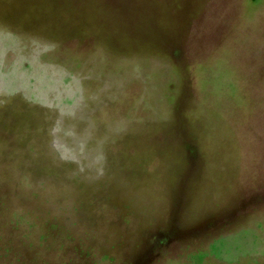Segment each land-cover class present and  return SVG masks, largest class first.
Instances as JSON below:
<instances>
[{
	"label": "rangeland",
	"instance_id": "rangeland-1",
	"mask_svg": "<svg viewBox=\"0 0 264 264\" xmlns=\"http://www.w3.org/2000/svg\"><path fill=\"white\" fill-rule=\"evenodd\" d=\"M50 3L62 8L70 0H0V264H75L86 257L85 243L96 237L87 228L98 226L95 210L108 207V202L94 201L95 193L120 200L117 204L125 211L123 201L128 197L159 193L137 182L138 171L136 182L130 181L129 170L123 167L127 157L121 151L122 155L107 152L108 170L96 169L101 159L104 165L106 143L129 126L128 119L115 116H157L166 124L167 119H178L180 110L185 116L192 112L199 125L196 130L214 136L210 145L237 147L238 122L243 127L249 118L259 121L264 108V81L259 97L255 87L256 77L264 80V52L256 54L254 42L259 32L264 38V19L258 20L264 0H151L152 18L160 17L162 36L166 33L162 45L167 54L162 51L165 56L160 58L152 52L131 67L128 59L116 61L111 71L105 69L109 77L98 81L99 88L87 103L77 96L79 76L41 68L32 54L37 45L55 42L41 32L40 15ZM47 23L49 29L54 21ZM151 28L153 34L159 32V26ZM172 49L177 52L171 53ZM99 56L94 61L104 66L105 58ZM100 64L93 63L82 74L97 76L103 71ZM70 82L73 96L68 106L56 88ZM133 86L140 102L131 104ZM48 92L58 93V101L66 105L47 100L43 104L39 94ZM99 104L107 111L97 124L92 110ZM80 115L86 119L78 124ZM72 125L80 130L79 141L64 137ZM132 203L146 220L139 212L144 203ZM154 215L159 220L158 212ZM238 224L214 238L210 251L224 264L260 263L254 256L264 258V211ZM183 253L181 264H187L188 249Z\"/></svg>",
	"mask_w": 264,
	"mask_h": 264
},
{
	"label": "crops",
	"instance_id": "crops-1",
	"mask_svg": "<svg viewBox=\"0 0 264 264\" xmlns=\"http://www.w3.org/2000/svg\"><path fill=\"white\" fill-rule=\"evenodd\" d=\"M52 6L54 3H50L45 14L40 15L41 32L48 36L47 40L55 42L48 46L37 45L32 54L41 68H56L70 78L79 76L77 96L84 103L89 102L99 88L98 81L109 77L110 72L105 69L111 71L116 61L128 59L131 67L152 52L160 58L162 51L167 54L166 46L162 45V39L166 43V33L162 36L160 17L159 20L152 18L151 0H70L62 8H57V12L50 11ZM56 7L61 6L56 3L53 9ZM157 9L161 16L162 3ZM261 18L264 19V12L260 13L258 20ZM45 22L51 25L49 29ZM152 26H159V32L153 34ZM259 34L254 41L255 51L263 54L264 38ZM99 55L105 58L104 66L102 61H94ZM93 63L96 67L101 63L99 69L103 71L97 76L83 75V70L86 72ZM256 79L259 97V84L261 88L264 80L261 76ZM72 85L70 82L56 88L58 93L63 92L64 100L69 101L68 106L72 102ZM138 92L135 86L129 90L131 104L136 99L137 103L140 102ZM42 93L39 98L43 104L47 100L48 104L66 105L58 101V93L48 92L45 96ZM101 107L99 104L92 110L94 122L100 116L106 117L103 113L107 110L102 111ZM260 115L259 121L249 118L243 127L238 122L237 147L224 145L218 148L215 144L210 145L209 140H214V136L208 137L196 130L198 123L192 115L185 116L181 110L178 119H167L166 124H161L157 116H115L114 119H128L129 126L127 131L106 143V151L104 149L102 153L104 165H101V159L96 163V169L108 170L107 154L113 150L122 155L121 151L127 157L126 164L123 159V167L129 170L130 181L136 182L138 171L137 182L149 184L159 193L155 197H149L150 193L135 195L134 200L128 197L123 201L127 203L126 211L117 204L120 200L112 199L109 194L95 193L94 201L108 202V207L105 211L95 210L98 213L97 227L87 226L96 237L85 243L83 262L181 264L183 251L188 249L187 264H213L215 260L224 264L210 251L211 241L235 230L239 221L264 211V108ZM85 119L86 115L84 119L81 115L76 116L78 124ZM135 124L143 128L134 129ZM126 133L127 141L123 139ZM79 135L77 125H72L64 133V137L71 141H79ZM146 142L148 144L142 147ZM141 201L144 204L139 212L146 218L143 221L132 207V202ZM155 212H158L159 220ZM249 257L252 259L251 255ZM254 257L259 259L258 264H264V258Z\"/></svg>",
	"mask_w": 264,
	"mask_h": 264
},
{
	"label": "trees",
	"instance_id": "trees-1",
	"mask_svg": "<svg viewBox=\"0 0 264 264\" xmlns=\"http://www.w3.org/2000/svg\"><path fill=\"white\" fill-rule=\"evenodd\" d=\"M58 6H60V5H58ZM54 7H55V4H54V6L50 7V9H51L50 11L54 10V12H57L56 9H57V8H60V7H56L55 9H53ZM254 18H255V17H253V19L251 20V22L254 21ZM252 33L256 35V32H255V31L252 32ZM176 52H177L176 49H172V50H171V53H173V54L176 53ZM172 56H173V55H172ZM175 56H177V54H176ZM168 59H170V56H169V55H168ZM189 115H192V112H190Z\"/></svg>",
	"mask_w": 264,
	"mask_h": 264
},
{
	"label": "flooded vegetation",
	"instance_id": "flooded-vegetation-1",
	"mask_svg": "<svg viewBox=\"0 0 264 264\" xmlns=\"http://www.w3.org/2000/svg\"><path fill=\"white\" fill-rule=\"evenodd\" d=\"M84 258L85 257H82V258H80L78 260L75 259L76 260V263L75 264H86V262H83Z\"/></svg>",
	"mask_w": 264,
	"mask_h": 264
}]
</instances>
